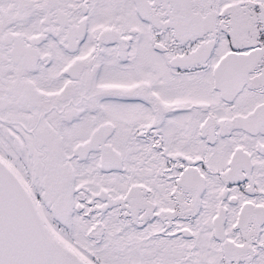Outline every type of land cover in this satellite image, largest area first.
<instances>
[{
	"label": "snow or ice",
	"instance_id": "6c2138e0",
	"mask_svg": "<svg viewBox=\"0 0 264 264\" xmlns=\"http://www.w3.org/2000/svg\"><path fill=\"white\" fill-rule=\"evenodd\" d=\"M0 264H264V0H0Z\"/></svg>",
	"mask_w": 264,
	"mask_h": 264
}]
</instances>
